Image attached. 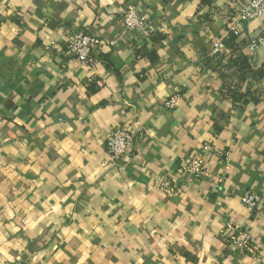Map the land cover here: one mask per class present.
<instances>
[{"label": "crops", "instance_id": "crops-1", "mask_svg": "<svg viewBox=\"0 0 264 264\" xmlns=\"http://www.w3.org/2000/svg\"><path fill=\"white\" fill-rule=\"evenodd\" d=\"M246 2L0 0V264H264V45ZM129 3L157 30L142 55ZM72 29L113 42L92 71L65 55ZM122 126L134 145L113 163ZM205 145L211 178L178 174ZM227 221L255 257L233 254Z\"/></svg>", "mask_w": 264, "mask_h": 264}, {"label": "built area", "instance_id": "built-area-1", "mask_svg": "<svg viewBox=\"0 0 264 264\" xmlns=\"http://www.w3.org/2000/svg\"><path fill=\"white\" fill-rule=\"evenodd\" d=\"M235 11H237L236 14H238L241 23H247L256 18L261 19L262 27L255 41L264 45V0H248L243 5H239V8ZM121 15L126 29L137 34V40L132 44L133 48L138 52V55L145 54L147 45L157 36V30L140 14L135 4H126ZM233 29L236 30V28ZM112 43L111 41H104L88 31L72 29L65 47V55L81 62L87 69L92 71L102 62V59L96 56V51L108 47ZM221 47L220 41H215L212 44V55L217 57L221 52ZM180 100V95L175 94L165 101V107L173 109ZM134 136L133 131L125 126L114 128L108 133L105 146L106 152L113 163L130 153L134 145ZM201 148L199 152L193 153V156L179 168L178 174L186 175L197 182L211 178V171L206 166L204 158L205 152L210 150V146L205 145ZM224 156H226V168H229L228 153H225ZM159 188L170 197L180 192L177 183L173 181L170 174L161 177ZM260 201L259 194L253 191H246L242 196L243 205L250 210L255 209ZM221 233L235 256L255 257L258 254L256 239L249 231L243 230L238 223L227 221Z\"/></svg>", "mask_w": 264, "mask_h": 264}]
</instances>
